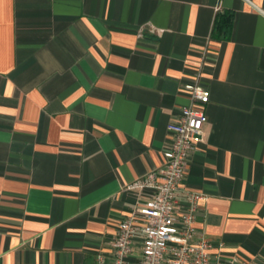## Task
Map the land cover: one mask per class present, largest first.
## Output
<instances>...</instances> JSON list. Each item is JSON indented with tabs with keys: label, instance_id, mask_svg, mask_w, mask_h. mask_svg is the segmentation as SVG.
<instances>
[{
	"label": "crops",
	"instance_id": "obj_1",
	"mask_svg": "<svg viewBox=\"0 0 264 264\" xmlns=\"http://www.w3.org/2000/svg\"><path fill=\"white\" fill-rule=\"evenodd\" d=\"M195 81L211 94L184 181L208 198L198 230L264 264V0H0V264H110L152 195L127 187L164 163Z\"/></svg>",
	"mask_w": 264,
	"mask_h": 264
},
{
	"label": "built area",
	"instance_id": "obj_2",
	"mask_svg": "<svg viewBox=\"0 0 264 264\" xmlns=\"http://www.w3.org/2000/svg\"><path fill=\"white\" fill-rule=\"evenodd\" d=\"M183 89L191 104L168 126L173 139L163 154L164 163L127 187L148 190L152 195L138 201L119 223L110 264H131L137 248L141 252L139 264H251L240 257L225 258L222 245L216 247L198 230L197 211L208 198L187 189L184 181L190 157L203 142L208 122L205 106L211 94L200 81L185 84ZM97 264L108 263L99 256Z\"/></svg>",
	"mask_w": 264,
	"mask_h": 264
},
{
	"label": "trees",
	"instance_id": "obj_3",
	"mask_svg": "<svg viewBox=\"0 0 264 264\" xmlns=\"http://www.w3.org/2000/svg\"><path fill=\"white\" fill-rule=\"evenodd\" d=\"M234 14L229 11L221 10L217 13L212 31L213 38L226 40L233 28Z\"/></svg>",
	"mask_w": 264,
	"mask_h": 264
}]
</instances>
